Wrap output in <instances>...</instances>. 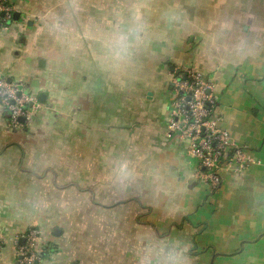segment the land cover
<instances>
[{
    "label": "crops",
    "instance_id": "obj_1",
    "mask_svg": "<svg viewBox=\"0 0 264 264\" xmlns=\"http://www.w3.org/2000/svg\"><path fill=\"white\" fill-rule=\"evenodd\" d=\"M8 2L0 77L40 109L13 127L0 104V264L32 229L38 264H264V0ZM189 68L254 161L216 189L167 137Z\"/></svg>",
    "mask_w": 264,
    "mask_h": 264
},
{
    "label": "built area",
    "instance_id": "obj_2",
    "mask_svg": "<svg viewBox=\"0 0 264 264\" xmlns=\"http://www.w3.org/2000/svg\"><path fill=\"white\" fill-rule=\"evenodd\" d=\"M14 10L8 0H0V30L13 22ZM19 82H8L0 77V104L8 112L11 126L19 127L31 121L39 111L40 104L24 92ZM212 86L196 69L180 70L171 85L172 102L167 137H179L187 143V155L197 161L205 184L216 189L220 183V172L226 166L243 170L252 159L245 151L235 146L230 133L218 126L214 116L215 97ZM23 246L17 248L16 264H38L40 254L47 244L41 243L40 232L32 229L24 236ZM4 241L0 236V252Z\"/></svg>",
    "mask_w": 264,
    "mask_h": 264
},
{
    "label": "trees",
    "instance_id": "obj_3",
    "mask_svg": "<svg viewBox=\"0 0 264 264\" xmlns=\"http://www.w3.org/2000/svg\"><path fill=\"white\" fill-rule=\"evenodd\" d=\"M54 248L50 245L47 244V248H46V251L43 252L42 254H40L39 258L42 260V259H46L49 257V255L53 254L54 253Z\"/></svg>",
    "mask_w": 264,
    "mask_h": 264
},
{
    "label": "water",
    "instance_id": "obj_4",
    "mask_svg": "<svg viewBox=\"0 0 264 264\" xmlns=\"http://www.w3.org/2000/svg\"><path fill=\"white\" fill-rule=\"evenodd\" d=\"M18 17H19L18 14L15 13L14 16H13V21H15V22L18 21ZM8 82H10V80H9ZM43 97H44V96H40V97H39V101H43V100H42ZM24 242H25V239H24V238H20V239H19V242H18V245H19V246H23V245H24Z\"/></svg>",
    "mask_w": 264,
    "mask_h": 264
}]
</instances>
